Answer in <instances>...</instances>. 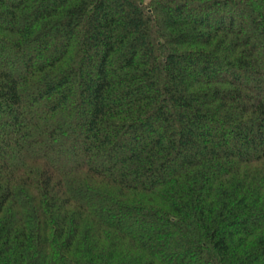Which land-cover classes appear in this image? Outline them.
<instances>
[{"label":"trees","instance_id":"trees-1","mask_svg":"<svg viewBox=\"0 0 264 264\" xmlns=\"http://www.w3.org/2000/svg\"><path fill=\"white\" fill-rule=\"evenodd\" d=\"M0 264H264V0H0Z\"/></svg>","mask_w":264,"mask_h":264},{"label":"rangeland","instance_id":"rangeland-1","mask_svg":"<svg viewBox=\"0 0 264 264\" xmlns=\"http://www.w3.org/2000/svg\"><path fill=\"white\" fill-rule=\"evenodd\" d=\"M68 158V157H67ZM68 162H70V161H68Z\"/></svg>","mask_w":264,"mask_h":264}]
</instances>
